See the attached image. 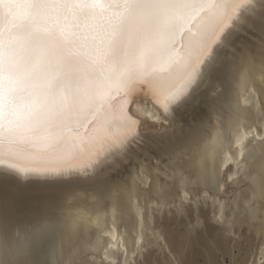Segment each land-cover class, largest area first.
Masks as SVG:
<instances>
[{
  "label": "snow or ice",
  "instance_id": "6c2138e0",
  "mask_svg": "<svg viewBox=\"0 0 264 264\" xmlns=\"http://www.w3.org/2000/svg\"><path fill=\"white\" fill-rule=\"evenodd\" d=\"M257 8L264 21V0H0V177L126 151L134 100L169 113ZM48 228L38 217L21 244L0 207V264H33Z\"/></svg>",
  "mask_w": 264,
  "mask_h": 264
},
{
  "label": "bare ground",
  "instance_id": "6f19581e",
  "mask_svg": "<svg viewBox=\"0 0 264 264\" xmlns=\"http://www.w3.org/2000/svg\"><path fill=\"white\" fill-rule=\"evenodd\" d=\"M262 103L264 21L257 8L254 16L236 25L217 52L215 63L202 72L187 98L174 104L169 113L146 97L134 100L130 108L141 121L139 136L126 151L74 161L72 170L60 176H22V180L34 181L23 183L21 188L0 177V186L7 189L6 197L0 194V201L2 197L14 205L12 201L19 196L25 204L30 205V200L36 203L34 212L39 209L18 215L6 212L10 235L22 244L25 228L40 217L50 224L54 221L55 228L47 229V238L27 257L33 264H147V245L158 244L157 238L148 240L134 230L142 227L143 217L151 220L154 212L182 206L187 198L195 202L208 197L217 203L213 215L218 221L223 218L227 199L235 196L239 216L259 221L264 208H260L264 202L259 201L264 169L258 168L257 161L255 166L254 159L263 153L258 155L259 145L264 144V117L252 120L248 116V121L256 120L259 126L257 122L243 124L242 117L246 112L255 116ZM173 180L179 186L176 194L172 193ZM245 188H250L252 196L241 199ZM119 204L135 226L132 232L136 235L129 242L118 229H131V223L118 228L120 221L116 226ZM219 228L214 224L212 232H219ZM261 254L264 256V250Z\"/></svg>",
  "mask_w": 264,
  "mask_h": 264
},
{
  "label": "rangeland",
  "instance_id": "374dc122",
  "mask_svg": "<svg viewBox=\"0 0 264 264\" xmlns=\"http://www.w3.org/2000/svg\"><path fill=\"white\" fill-rule=\"evenodd\" d=\"M262 104H261L262 109L259 111L262 113L258 112L260 115H258L257 113L255 115L256 117L253 114H250L245 111L246 113L244 112L245 114H243L242 123L243 124L247 123L246 125L250 123L254 124L257 122L256 120L252 121L254 118L255 119L258 118L259 120H262V118L264 117L263 116L264 115V112H263L264 104L263 105ZM248 116H250V118L253 117L251 121L249 120L250 122L247 120ZM239 120L241 121V119ZM257 124L259 126L260 122H257ZM257 124H254V125H257ZM260 146H264V144L259 145V152H258L259 156L262 150H263L262 152L264 153V147H262L263 148L262 149ZM263 153H262V157L264 158ZM262 157H256L254 159V163H255L254 165L255 166L257 165V163L255 162L257 161L258 168L263 170L264 169V163H263L264 159H261ZM263 178L264 177H262L263 184L261 186V191H260L261 193L260 196L261 198L262 197L263 198L262 199L259 198V201L261 203L264 202V187H263L264 179ZM173 182L174 183L171 182V185L176 183L175 180H173ZM175 186L177 187V189ZM2 187L3 186H0V194L2 195V197H6L7 194L5 191H7V189L4 190L3 189L4 187L3 188ZM173 188L174 189L172 191H174L175 193L174 192L172 193L176 194L179 191V186L175 184ZM245 190L243 192L244 194L242 193L243 197H241L242 195L240 194L241 199L247 196H252V193L250 192L251 191L250 188L248 189L245 188ZM189 195L191 197L192 194L190 193ZM2 197L1 199L3 201H0V207L6 208V209L5 208L3 209L5 212V215L7 216H9L10 213L14 215V213L22 214L24 212L23 214H25L26 210H27L26 211L27 213L28 212L36 213L39 211V209H36V212H34L35 207H36L34 205L36 203L34 202L32 203V200H30L31 202L29 201L27 202V203H30V205L25 204V202L22 201L23 199L22 198L19 199V196H17L15 202L12 201L14 204L12 205V203L10 204L8 202H4L5 198L3 199ZM233 197L235 196H231L230 198L227 199L228 202H227V205L225 206L226 208H224L225 210L223 211L224 212V215L222 218L223 221L222 220L217 221L218 218H216L215 215H213L216 210L215 205H217V203L215 202L212 203L211 199H209L208 197L207 198L205 197L206 200L204 198H200V199H197V201L195 202L191 198L190 199L187 198V200H191V201L184 200L183 205L178 206L177 208H175L176 206L175 207L171 206V208L168 209L170 211L169 213L167 212L168 210L166 209L162 212H154V215L152 216L151 220H148V218L143 217V219L145 220V221L143 220V222L145 223V224L143 223L145 225L144 226L145 228L143 227V224H142L141 225L142 227L138 229H135L134 224L127 216L126 208H124L123 205L119 204L117 211H116L117 214L115 218V221L117 222L116 226L120 221H121L120 224L117 226L118 228L122 225L124 226V224L125 225L127 224V227L131 225V229L130 227L128 229H126V227L125 228L120 227V229H118L121 232V234L124 236V238L127 240V242L132 240L133 236L136 235L135 234L136 231L137 232L141 231L148 240L157 238L156 241L158 242V244L149 243L147 245L148 252L146 250V253L145 251H143L142 253V256L145 253V257L149 255L148 258L145 260L147 264H264V256L261 254V251L264 250V231H263L264 211H262L264 210L263 208L264 204L262 206L260 205V208H263L261 210L262 216H263V218L261 216L262 221L261 219L259 221H251V220H248L247 218H244L243 216H241L242 218L239 216V214L236 212V206L238 204L237 202L238 199L234 198L233 200ZM196 202L197 204H195ZM4 203L6 205H4ZM15 206L18 208L21 207L20 210H17ZM23 206L24 207L28 206V207L24 208ZM46 209H48V207ZM177 209L178 210L180 209V211H178ZM195 209H196V212H195ZM6 212L9 213V215L6 214ZM120 212H122L124 217ZM119 216L122 219H120ZM129 222L131 223L130 225H129ZM146 222H149L148 225L146 224ZM226 222L229 224H227ZM214 224L216 226L220 225L221 228L218 229L219 232H212V229H214ZM257 227L259 228V230ZM151 228L153 231L157 230L160 236L157 231H156V234H154L155 232H153ZM132 230H134L135 233L134 231L132 232ZM143 230L144 231L146 230L147 234ZM129 234L131 235L130 237H129ZM127 236L129 238H126ZM155 236H159V237H155ZM139 258L141 260V256ZM257 258L258 259L260 258V260L261 259L262 260L259 262ZM99 262L100 264H105L104 263L105 261L104 262L99 261Z\"/></svg>",
  "mask_w": 264,
  "mask_h": 264
},
{
  "label": "water",
  "instance_id": "95a60500",
  "mask_svg": "<svg viewBox=\"0 0 264 264\" xmlns=\"http://www.w3.org/2000/svg\"><path fill=\"white\" fill-rule=\"evenodd\" d=\"M192 71L194 72L195 70L193 69ZM172 108H175V106H172ZM21 177L22 176H19V175H11L8 177H2L1 181L2 180H4V181L8 180V181H10V183H12L17 188H21L23 183L29 184V183H33V181H34V180H32L34 178H28V179L22 180Z\"/></svg>",
  "mask_w": 264,
  "mask_h": 264
}]
</instances>
